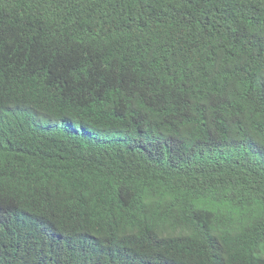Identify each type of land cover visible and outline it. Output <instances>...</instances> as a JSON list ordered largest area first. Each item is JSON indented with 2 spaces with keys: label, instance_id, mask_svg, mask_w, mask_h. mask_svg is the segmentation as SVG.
Returning <instances> with one entry per match:
<instances>
[{
  "label": "trees",
  "instance_id": "trees-1",
  "mask_svg": "<svg viewBox=\"0 0 264 264\" xmlns=\"http://www.w3.org/2000/svg\"><path fill=\"white\" fill-rule=\"evenodd\" d=\"M0 264H264V0H0Z\"/></svg>",
  "mask_w": 264,
  "mask_h": 264
},
{
  "label": "clouds",
  "instance_id": "clouds-1",
  "mask_svg": "<svg viewBox=\"0 0 264 264\" xmlns=\"http://www.w3.org/2000/svg\"><path fill=\"white\" fill-rule=\"evenodd\" d=\"M18 181V180H17ZM91 196H93V195H90V196H85V197H80V196H77V200L78 201H80V202H88L91 198H93V197H91ZM91 197V198H90Z\"/></svg>",
  "mask_w": 264,
  "mask_h": 264
}]
</instances>
